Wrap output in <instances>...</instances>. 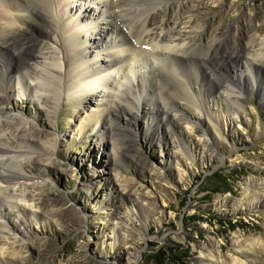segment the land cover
Masks as SVG:
<instances>
[{"label":"rangeland","instance_id":"1","mask_svg":"<svg viewBox=\"0 0 264 264\" xmlns=\"http://www.w3.org/2000/svg\"><path fill=\"white\" fill-rule=\"evenodd\" d=\"M151 8L154 33L177 36L171 45L185 42L192 61L179 67L189 73L203 112L210 107L219 108L217 116L230 115L225 93L231 90L239 96L238 118L225 129L177 100L175 109L188 123L160 113L154 119L121 114L114 116L117 128L109 138L110 121L101 131L82 128L96 97L75 108L66 96L41 106L33 91L13 93L0 103V115L34 119V130L54 145L48 154L38 153V166L25 169L46 180L42 191L31 193L58 221L40 214L29 223L14 191L0 193L8 222L0 232L6 250L0 264H264V0H149L140 11ZM57 13L62 25L78 15ZM41 26L32 15L22 30L36 37ZM2 164L0 172L10 175ZM125 188L131 196L119 197ZM145 197L149 204L141 201ZM115 230L130 235L134 245L114 246Z\"/></svg>","mask_w":264,"mask_h":264},{"label":"bare ground","instance_id":"2","mask_svg":"<svg viewBox=\"0 0 264 264\" xmlns=\"http://www.w3.org/2000/svg\"><path fill=\"white\" fill-rule=\"evenodd\" d=\"M80 1L0 0V103L8 102L13 93L29 91L34 92L35 100L41 106L49 100L56 104L66 96L76 102L75 108H81L96 97V104L82 127L89 126L96 132L103 129L106 121L111 123L110 131L113 132V127L116 130L114 116L121 114L135 117L137 113H143L154 119L160 113L164 118L172 115L179 123H188L185 115L178 114L175 109L179 100L190 103L198 113L202 112L205 118L210 116L213 118L211 122L219 123L225 129L238 118L239 96L231 90L225 91L232 107L230 115L217 116L219 108L213 112L208 107L203 112V101L191 94L189 73L179 67L180 63L192 61L188 51H184L186 44L171 45V40H178L177 36L169 32L154 33L158 28L154 24L155 17L150 14L156 9L140 11L149 0ZM169 1L172 0H162V3ZM133 2L140 3L141 7L138 5L133 10ZM71 3L77 5L72 7ZM57 10L78 15L73 22L62 25ZM90 12L92 14L88 16ZM132 14H136L134 21L128 18ZM32 15L44 24L36 37H30L22 30ZM163 26H166L165 22L161 24L162 30ZM214 42L210 49L215 48ZM259 44L264 45V37ZM180 51L186 56L179 57ZM247 75L250 76L248 70ZM126 106L139 112L134 114ZM33 122L34 119L22 122L0 115V164L4 163L13 173L0 172V193L5 196V191H14L12 194L23 204V217H29V223L40 214L44 219H58L56 213L46 211L42 197L31 193L42 191L46 180L31 171L26 174V164L38 166L41 161L38 153L46 151L48 154L54 147L51 141H44L34 130ZM113 136L114 132L109 138ZM12 140L17 141L16 145L11 144ZM112 152L116 157L119 155L114 146ZM17 191L19 195H16ZM130 193L125 188L123 193L119 192V197L131 196ZM141 201L150 203L146 197ZM141 201L138 204L142 208ZM0 217V232L4 233L8 230V222L2 207ZM125 217V229H128L126 223L132 220L131 212ZM24 227L21 230L28 228ZM117 230L113 233L114 246L118 243L127 247L134 245L130 235L121 237ZM4 251L0 248L1 253ZM205 264L215 263L206 260Z\"/></svg>","mask_w":264,"mask_h":264}]
</instances>
